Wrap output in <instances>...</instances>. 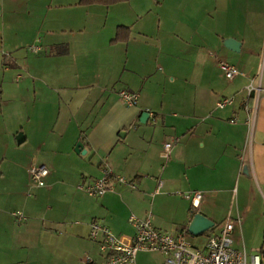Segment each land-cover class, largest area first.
Segmentation results:
<instances>
[{"label": "crops", "instance_id": "0c3cea01", "mask_svg": "<svg viewBox=\"0 0 264 264\" xmlns=\"http://www.w3.org/2000/svg\"><path fill=\"white\" fill-rule=\"evenodd\" d=\"M80 1L0 0V264H107L89 239L93 222L131 239L129 217L150 212L176 235L193 218L177 194L193 191L195 212L214 223L205 240L240 219L234 246L264 263V93L250 145L241 106L264 64V0ZM221 61L242 75L226 79ZM122 90L138 95L135 106ZM222 98L234 103L218 109ZM255 100L252 91L249 108ZM103 162L135 188L79 190ZM33 166L49 170L43 187ZM136 263L164 257L140 252Z\"/></svg>", "mask_w": 264, "mask_h": 264}, {"label": "built area", "instance_id": "2783aa9c", "mask_svg": "<svg viewBox=\"0 0 264 264\" xmlns=\"http://www.w3.org/2000/svg\"><path fill=\"white\" fill-rule=\"evenodd\" d=\"M219 67L228 80L242 75L239 69L226 62H219ZM263 75L264 64L260 66L257 74L258 84L255 85L253 81L249 83L246 87L248 95L241 104L243 110L248 114V145L251 143L254 131L258 97L264 93V89L261 87ZM252 91L256 92V100L255 106L251 109L249 108V96ZM118 95L126 106L137 104V94L122 90ZM233 103V98H222L217 102L216 107L224 109ZM230 123L234 124L235 120L231 119ZM173 145V142L164 144L163 157L165 159L169 158ZM102 165L103 171L100 178L92 180L87 185L80 184L78 186V189L85 192L87 196L91 198L103 197L106 193L114 190L115 183L135 188L134 184L128 182L125 177L115 174L108 163L103 162ZM48 174L49 170L45 166H33L29 169L30 179L38 187L45 185L44 180ZM161 187L162 183L159 182L154 194H159ZM177 195L188 200L194 211L199 207L202 198V194L198 191L178 193ZM17 216L22 219L20 214ZM129 222L135 230L131 239L117 237L107 227L97 222L91 224L89 239L97 243L107 264H137V255L140 252L159 253L164 257V264H264L260 255L248 254L245 249H237L234 246L233 231L235 224L240 223V219L227 218L217 233L206 236L201 249L194 247L188 241L186 230L173 235L154 227L153 216L150 212L144 218L132 214L129 217ZM86 264H93V262L86 258Z\"/></svg>", "mask_w": 264, "mask_h": 264}, {"label": "water", "instance_id": "95a60500", "mask_svg": "<svg viewBox=\"0 0 264 264\" xmlns=\"http://www.w3.org/2000/svg\"><path fill=\"white\" fill-rule=\"evenodd\" d=\"M225 46L230 48L233 51L238 52L239 44L235 42L234 40H231V39L225 40ZM147 117H148V113L146 112L143 113L141 115L140 121L143 122L144 119L146 120ZM82 148H83L82 144L78 143L75 147V152L78 153L79 151H82ZM213 227H214V223L211 220H209L208 218H206L200 213H195V215L193 216L187 228V232L189 235L193 237H199V236L204 235L206 232L211 230Z\"/></svg>", "mask_w": 264, "mask_h": 264}, {"label": "trees", "instance_id": "16d2710c", "mask_svg": "<svg viewBox=\"0 0 264 264\" xmlns=\"http://www.w3.org/2000/svg\"><path fill=\"white\" fill-rule=\"evenodd\" d=\"M127 1L128 0H81L80 4H82V5L99 4V5H104V6H110V5H114V4H118V3H122V2H127ZM120 30H127V29H123V28L118 29V36L116 38V41L119 40V31ZM190 212L193 216L196 213L192 209H190Z\"/></svg>", "mask_w": 264, "mask_h": 264}, {"label": "rangeland", "instance_id": "374dc122", "mask_svg": "<svg viewBox=\"0 0 264 264\" xmlns=\"http://www.w3.org/2000/svg\"><path fill=\"white\" fill-rule=\"evenodd\" d=\"M158 1H162V0H158ZM187 239L194 247L198 249L202 248V245L205 241V238L203 236L193 237V236L187 235Z\"/></svg>", "mask_w": 264, "mask_h": 264}]
</instances>
